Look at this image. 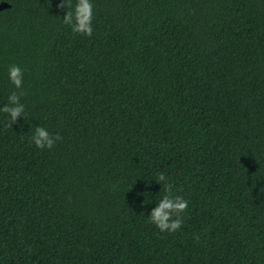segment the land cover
I'll return each mask as SVG.
<instances>
[{
    "label": "trees",
    "instance_id": "trees-1",
    "mask_svg": "<svg viewBox=\"0 0 264 264\" xmlns=\"http://www.w3.org/2000/svg\"><path fill=\"white\" fill-rule=\"evenodd\" d=\"M2 2L0 106L15 63L26 109L0 112V264H264V0H91L90 37ZM161 172L174 233L146 217Z\"/></svg>",
    "mask_w": 264,
    "mask_h": 264
},
{
    "label": "clouds",
    "instance_id": "clouds-1",
    "mask_svg": "<svg viewBox=\"0 0 264 264\" xmlns=\"http://www.w3.org/2000/svg\"><path fill=\"white\" fill-rule=\"evenodd\" d=\"M65 3H69L70 11L62 18L64 24L71 27L72 31L84 36H92V16L93 5L91 0H62L61 8ZM8 82L17 91H12L7 97V103L0 106V112L7 114L5 119L9 126L16 123L18 117L25 118L26 105L22 102L21 97L24 95V69L19 64H9L6 68ZM29 131L31 135L29 142L37 149H52L61 139L59 134H52L48 128L35 125ZM155 181L166 189L165 194L156 201V206L147 214L148 222L153 224L161 233H174L181 229L184 222V213L188 209L189 201L181 195L171 193V185L168 177L163 173H158Z\"/></svg>",
    "mask_w": 264,
    "mask_h": 264
},
{
    "label": "water",
    "instance_id": "water-1",
    "mask_svg": "<svg viewBox=\"0 0 264 264\" xmlns=\"http://www.w3.org/2000/svg\"><path fill=\"white\" fill-rule=\"evenodd\" d=\"M9 8H11V5H9L5 2L0 3V12L3 10L9 9Z\"/></svg>",
    "mask_w": 264,
    "mask_h": 264
}]
</instances>
